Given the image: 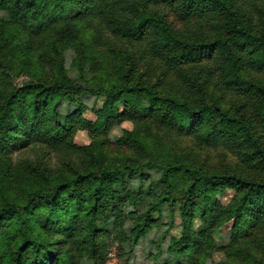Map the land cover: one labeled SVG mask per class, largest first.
<instances>
[{
    "label": "trees",
    "instance_id": "obj_1",
    "mask_svg": "<svg viewBox=\"0 0 264 264\" xmlns=\"http://www.w3.org/2000/svg\"><path fill=\"white\" fill-rule=\"evenodd\" d=\"M165 212L152 264H264V0H0V264H130Z\"/></svg>",
    "mask_w": 264,
    "mask_h": 264
},
{
    "label": "rangeland",
    "instance_id": "obj_2",
    "mask_svg": "<svg viewBox=\"0 0 264 264\" xmlns=\"http://www.w3.org/2000/svg\"><path fill=\"white\" fill-rule=\"evenodd\" d=\"M73 60V55L70 53L68 54L66 58V67L68 69V75L75 79L77 78V72L74 68L70 67L71 62ZM87 107L88 110L83 114V117L88 122H94L95 121V115L94 111H97L101 108L103 103V98L99 96H93L90 95L88 97ZM132 129V124L129 122H124L119 126L113 127L110 129L109 132V138L111 140H117L121 135L122 131H130ZM100 137V136H99ZM108 137V136H107ZM102 138H106L105 136H102ZM93 139V135L89 133L86 130H79L76 132L73 143L78 147L87 146L91 143ZM220 151L213 150L209 151L208 155L212 162H216L219 160V154ZM229 160H233L231 156H228ZM132 189H135L137 187L136 183L133 181L131 182ZM234 197V193L230 190H226L223 193H220L217 196V201L220 202L222 205H227L232 198ZM161 224L162 228L159 231H154L153 233H150L147 238L144 241L139 242V244L136 246L134 255L130 260V264H152V259L150 254H153L155 252L154 246L155 243L159 240V233H163V231H166L169 233V236H178L179 233V221L178 219H175L174 223L171 225L170 228V220L168 218V213L165 212L163 216L161 217ZM226 240V236L224 237ZM109 248H108V254L106 257L105 264H121L117 252V245L112 241V238L109 240ZM223 256L221 254H215L212 257V260L217 263L222 261Z\"/></svg>",
    "mask_w": 264,
    "mask_h": 264
}]
</instances>
